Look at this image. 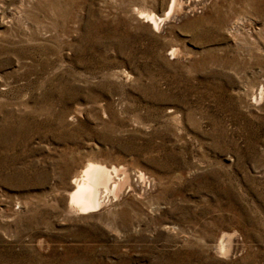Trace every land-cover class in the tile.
Here are the masks:
<instances>
[{
	"label": "rangeland",
	"instance_id": "1",
	"mask_svg": "<svg viewBox=\"0 0 264 264\" xmlns=\"http://www.w3.org/2000/svg\"><path fill=\"white\" fill-rule=\"evenodd\" d=\"M0 264H264V0H0Z\"/></svg>",
	"mask_w": 264,
	"mask_h": 264
},
{
	"label": "bare ground",
	"instance_id": "2",
	"mask_svg": "<svg viewBox=\"0 0 264 264\" xmlns=\"http://www.w3.org/2000/svg\"><path fill=\"white\" fill-rule=\"evenodd\" d=\"M142 14L148 16V12ZM149 18L154 20L153 16ZM156 187L155 179L140 169L129 172L123 167L89 159L73 176L68 205L78 213L90 212L116 205L127 198H147Z\"/></svg>",
	"mask_w": 264,
	"mask_h": 264
}]
</instances>
